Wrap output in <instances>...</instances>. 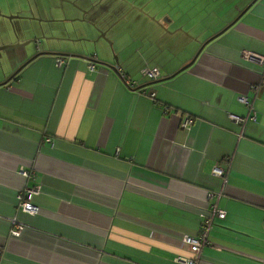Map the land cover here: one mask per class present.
<instances>
[{
	"label": "crops",
	"instance_id": "obj_1",
	"mask_svg": "<svg viewBox=\"0 0 264 264\" xmlns=\"http://www.w3.org/2000/svg\"><path fill=\"white\" fill-rule=\"evenodd\" d=\"M54 1L39 15L86 20L55 34L91 40L0 49V264H182L214 206L199 264H264V63L242 54L264 56V0ZM29 13L0 0V45L40 35L13 33Z\"/></svg>",
	"mask_w": 264,
	"mask_h": 264
},
{
	"label": "built area",
	"instance_id": "obj_2",
	"mask_svg": "<svg viewBox=\"0 0 264 264\" xmlns=\"http://www.w3.org/2000/svg\"><path fill=\"white\" fill-rule=\"evenodd\" d=\"M242 54L246 58H251L255 57L259 59L261 62L264 63V56H261L259 54H256L250 50H243ZM57 65L61 66L66 63V57L63 56H57ZM89 67H93V64H90ZM144 73L150 76L152 79H156L159 76V67L158 66H153L151 68H146L144 69ZM122 76V75H121ZM261 83H264V78L261 79ZM125 84L128 87H135L134 83L130 79H125ZM258 88V83L253 84L251 86V89L253 91H256ZM150 96H154V92H150ZM241 100L245 101L246 103H249L247 96H240L239 97ZM231 118L235 120L238 123L244 122L247 118H253L255 119V112L250 114L247 117L239 116L236 114H230ZM193 118L189 114H185L181 120H180V126L182 128L189 127L192 124ZM242 130L239 133V136H241ZM224 163L229 164L230 158L225 157L223 159ZM227 169L226 167L220 166L218 164H215L212 167V172L218 176H221L224 180L226 179V174H227ZM21 173L26 176L27 178L31 176L28 170H21ZM39 190V185L38 184H32V185H25L17 194V205L25 211L28 212H34L36 209V206L30 201V198L33 194H37ZM207 195H212V192L207 193ZM225 211L222 208H218L217 206L213 207L212 212H208L207 214L203 215L201 224H200V231L197 237L189 236V235H184L183 240L186 241L191 245V251L192 255H186V256H176V260L181 262L182 264H199V259H200V250L203 245L209 243L207 239L208 231L210 227L213 224V216L217 215L219 217L224 216ZM11 222L14 224V228L12 230L13 233H18L20 228L22 227L21 222H19L15 217L11 218ZM1 252V248H0Z\"/></svg>",
	"mask_w": 264,
	"mask_h": 264
},
{
	"label": "rangeland",
	"instance_id": "obj_3",
	"mask_svg": "<svg viewBox=\"0 0 264 264\" xmlns=\"http://www.w3.org/2000/svg\"><path fill=\"white\" fill-rule=\"evenodd\" d=\"M10 2L12 3H16V4H19L20 7L23 8V10H25V12H30L29 15H26V16H34V18L32 17H23V18H16V21H18L19 23L17 24L16 26V30L17 29H25V32L27 34L29 33H35L38 31V19L41 17V18H44V19H50V17H44V16H40L38 11L41 10V9H44V10H49L47 7L48 6H51V9H52V2L51 0H10ZM53 2H55L53 0ZM72 3V2H71ZM94 12H99L100 8H101V5L100 3H94ZM22 5V6H21ZM73 5V4H72ZM7 6L9 5H6L5 6V9H7V11H11L9 10V8H7ZM66 6L68 7V13L71 15L72 14V9H71V6L66 4ZM54 9V8H53ZM50 11V10H49ZM51 13L53 11H50ZM101 12V11H100ZM35 13H37L38 15L36 16ZM66 14V12H65ZM82 14V13H81ZM20 15V14H19ZM67 15H65L63 18H66ZM9 17V16H8ZM7 17V18H8ZM73 17V16H71ZM52 18H55V17H52ZM61 18L62 20H59V21H55V20H51L50 22L49 21H42L41 23L44 25V28L46 31H48V29L50 28H55L54 30V33H65L64 31H57L58 29L62 30L64 29L65 27V20ZM9 19V18H8ZM85 19V18H84ZM81 17H78L77 19H74L72 21H69L71 24H74L75 22H83V21H86L84 20ZM68 22V26L71 27V24ZM92 21H90L91 23ZM113 23V22H112ZM78 24V26H80V24L82 23H76ZM113 25V24H112ZM76 26V25H75ZM12 27V25H11ZM98 33V35L100 34V29H98V27L96 26L95 27ZM3 29H6L5 27ZM4 31V30H3ZM102 31V30H101ZM73 33L72 35H76V32H71ZM37 34V33H36ZM35 35V34H34ZM33 35V36H34ZM32 36V37H33ZM28 38H31V36H28ZM108 41V43H110L109 41L111 40L107 35H106V39ZM29 44H32L33 46H35V44L33 42L29 43ZM20 45L18 46H14V47H8V48H4L3 50H7V49H11V48H17L19 47ZM22 47H25V46H22Z\"/></svg>",
	"mask_w": 264,
	"mask_h": 264
},
{
	"label": "water",
	"instance_id": "obj_4",
	"mask_svg": "<svg viewBox=\"0 0 264 264\" xmlns=\"http://www.w3.org/2000/svg\"><path fill=\"white\" fill-rule=\"evenodd\" d=\"M254 1V0H253ZM72 4L73 5H77L75 2H72ZM50 11H52V9H51V6H48L47 7ZM140 9H142V8H140ZM14 17H19V18H23V17H32V18H34V16H26V15H19V14H17V15H13ZM10 17H11V15H10ZM83 18V17H82ZM65 21H67V22H69V21H72V20H74V19H77V17L76 18H68V17H66V18H63ZM84 19V18H83ZM51 20H55V21H59V20H62L61 18H50V19H44V18H39L38 19V21H39V23H38V25H37V27H38V31L40 32V35L39 36H37L36 34L33 36V37H31V38H28V39H26V40H24V41H22V42H20V41H17V42H14V43H9V44H6V45H0V49H2V48H8V47H14V46H18V45H20V46H27L29 43H31V42H33L34 44H35V48L36 47H38V41H40L41 39H50V38H57V39H62V40H67V41H70V42H76V41H90L91 40V38L90 37H87V36H83V37H79V38H73V37H70V36H61V35H57V34H55L54 33V30H55V28H50V29H48V31L51 33V35L50 36H47V34H46V30H45V28H44V26H43V24L41 23L42 21H51ZM85 20V19H84ZM235 21V20H234ZM233 21V22H234ZM233 22H231L230 24H232ZM70 23V22H69ZM71 24V23H70ZM91 24H92V26L93 27H96L97 25L95 24V22H91ZM98 27V26H97ZM71 28H72V30L73 31H78V28L74 25V24H71ZM98 29H100L99 27H98ZM12 30H13V33L15 34V36L16 37H18L17 36V30L14 28V27H12ZM102 30V31H101ZM46 31V32H45ZM57 31H64L65 33H69V28L67 27V25L65 24V27H64V29H62V30H60V29H58ZM21 33H24V34H26V32H25V29H21ZM220 33V32H219ZM218 33V34H219ZM101 37H103L104 39H106V30H103V29H100V34H99ZM217 35V34H216ZM214 37V36H213ZM211 39V38H210ZM110 42V41H109ZM202 47H203V45L200 47V49L197 51V53L195 54V56L189 61V62H187L186 64H184L183 66H182V68H180V70L181 69H184V68H186V67H188L194 60H195V58L197 57V55H198V53L200 52V50L202 49ZM46 52H49V53H53V54H56V55H58V54H64V55H66V56H83V54L82 53H80V52H78V51H61V50H48V51H46ZM38 53H40V51L39 52H37V54ZM36 55V54H35ZM33 56H31L30 58H28L27 60H25V62L22 64V65H24L28 60H30L31 58H32ZM109 66H111V65H109ZM112 68H115V66H112ZM18 70V69H17ZM16 70V71H17ZM15 71V72H16ZM14 72V73H15ZM162 78H157V79H153L152 80V82H156V81H159V80H161ZM7 80H5V81H3V82H6Z\"/></svg>",
	"mask_w": 264,
	"mask_h": 264
}]
</instances>
